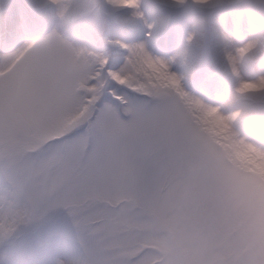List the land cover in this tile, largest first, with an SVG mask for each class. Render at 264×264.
Instances as JSON below:
<instances>
[{
	"label": "snow or ice",
	"instance_id": "obj_1",
	"mask_svg": "<svg viewBox=\"0 0 264 264\" xmlns=\"http://www.w3.org/2000/svg\"><path fill=\"white\" fill-rule=\"evenodd\" d=\"M0 249L264 264V0L0 5Z\"/></svg>",
	"mask_w": 264,
	"mask_h": 264
},
{
	"label": "rangeland",
	"instance_id": "obj_2",
	"mask_svg": "<svg viewBox=\"0 0 264 264\" xmlns=\"http://www.w3.org/2000/svg\"><path fill=\"white\" fill-rule=\"evenodd\" d=\"M6 2H7V0H0V5L4 4V3H6ZM64 219H70V218L67 217V213H66V211L63 210V209H61V210H58V211L55 213L52 222H53V223H56V222L61 221V220H64ZM69 243H70V250H71V251H75V249H77V248L79 247V239H78V237L75 235V233H73V235H72V237H71ZM3 251H4L3 249H0V255L3 254Z\"/></svg>",
	"mask_w": 264,
	"mask_h": 264
}]
</instances>
